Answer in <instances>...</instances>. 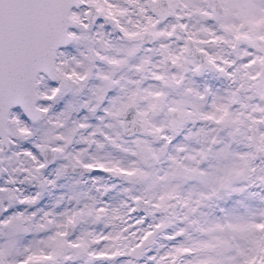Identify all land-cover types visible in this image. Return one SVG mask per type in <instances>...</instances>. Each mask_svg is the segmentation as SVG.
<instances>
[{"label":"snow or ice","instance_id":"6c2138e0","mask_svg":"<svg viewBox=\"0 0 264 264\" xmlns=\"http://www.w3.org/2000/svg\"><path fill=\"white\" fill-rule=\"evenodd\" d=\"M0 264H264V0H0Z\"/></svg>","mask_w":264,"mask_h":264}]
</instances>
